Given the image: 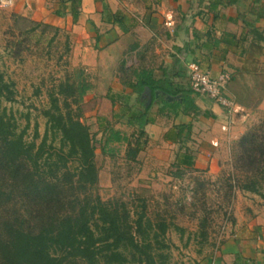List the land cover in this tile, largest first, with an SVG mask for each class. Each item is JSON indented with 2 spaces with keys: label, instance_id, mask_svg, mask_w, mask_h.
<instances>
[{
  "label": "rangeland",
  "instance_id": "374dc122",
  "mask_svg": "<svg viewBox=\"0 0 264 264\" xmlns=\"http://www.w3.org/2000/svg\"><path fill=\"white\" fill-rule=\"evenodd\" d=\"M244 1L248 10L264 12L254 3L256 0ZM44 24L14 15L6 8L0 9V70L5 79L13 83L14 91L11 100H1L0 109L4 108L15 132L24 129L23 139L38 144L45 124L42 110L48 106V92L52 86L66 78L89 83L80 108L81 120L89 126L95 145L97 180L86 188H75V185L66 188L62 192L66 198L65 208L75 194L78 199L96 194L101 200L123 204L127 209L143 202L152 220L168 223L165 232L168 248L164 249L166 264L206 262V257L223 238L236 201L264 199L259 193L242 189L251 172L240 167L237 159L241 154L237 140L242 135L250 137L253 134L257 141L264 142V66L261 68L250 62L244 66L248 73L239 74L232 82L230 73L228 88L239 101L247 104V112L241 122L232 124L240 126L241 132L236 137L224 139L216 147L217 160L212 171L195 167L194 162L191 167L177 163L183 149L192 154L206 147L207 141L196 136L202 131L200 126L191 130L189 125L183 130L184 134L177 137L173 134L177 126L174 122H150L147 129L145 124V136L141 137V140L145 137V142L133 158L126 157L128 141L133 145L136 128L126 124L121 110L109 100L106 103L94 101L103 92H107L106 96L111 94L107 88L112 83L108 79L111 64L92 63L98 60V55H94L91 39L89 44L86 39L78 40L76 31ZM126 87L136 93L137 85ZM228 88L226 86L227 91ZM145 96L143 94L141 99ZM132 107L130 111L141 110L138 104ZM155 112L156 107L152 105L148 113ZM110 130L119 131L125 139L103 145V138ZM0 185L12 190L9 199L5 196L1 199L0 224L17 213L30 222L36 221L33 216L39 201L23 196L20 187L11 184L2 171ZM258 188L264 190L263 181L258 183ZM64 264L86 263L80 258H69Z\"/></svg>",
  "mask_w": 264,
  "mask_h": 264
},
{
  "label": "crops",
  "instance_id": "0c3cea01",
  "mask_svg": "<svg viewBox=\"0 0 264 264\" xmlns=\"http://www.w3.org/2000/svg\"><path fill=\"white\" fill-rule=\"evenodd\" d=\"M254 3L264 9L262 0ZM6 9L76 31L78 40L88 43L91 39L94 55H98L92 63L109 62L112 69L108 76L112 83L107 87L111 94L103 92L94 101L109 100L125 118L132 106L139 105L137 98L146 94L143 90L138 95L126 86L165 78L188 87L189 61H197L211 76L227 70L232 73L231 82L248 73L244 66L250 62L264 66V12L252 11V7L248 10L244 0H12ZM226 93L235 97L234 112L193 92L190 96L197 112H173L163 107L158 91L151 103L156 112L148 113V123H187L191 130L200 126L202 131L196 136L207 142L204 149L192 152L194 166L212 171L216 147L241 132L240 126L232 124L241 122L247 112V104L235 93L229 88ZM205 261L202 264H264V199L236 201L222 240Z\"/></svg>",
  "mask_w": 264,
  "mask_h": 264
},
{
  "label": "trees",
  "instance_id": "16d2710c",
  "mask_svg": "<svg viewBox=\"0 0 264 264\" xmlns=\"http://www.w3.org/2000/svg\"><path fill=\"white\" fill-rule=\"evenodd\" d=\"M12 87L0 70V102L12 99ZM88 88L86 80L73 78L52 86L48 106L42 110L45 124L38 144L23 139L24 129L15 132L4 108L0 109V171L11 184L20 187L23 196L39 201L33 216L36 221L30 222L17 213L1 222L0 264H64L69 258H80L86 264H166L168 223L152 220L143 202L127 209L123 204L101 200L96 194L81 199L75 194L69 207L64 206L62 192L66 188H86L97 180L93 137L81 120L80 102ZM146 88L150 90V101L138 97L141 110L128 111L126 124L136 128V136L133 145L128 141L126 157L133 158L145 142L141 137L145 136L144 125L155 90L163 107L173 112H197L189 85L152 78L138 84V95ZM187 127L177 124L173 134L180 137ZM122 139L119 131L110 130L103 145ZM237 145L241 149L239 166L251 172L242 189L264 197V190L258 188L260 181L264 183V142L257 141L253 134L242 135ZM177 163L191 167L193 154L183 149ZM11 191L0 185V202L3 196L9 199Z\"/></svg>",
  "mask_w": 264,
  "mask_h": 264
},
{
  "label": "built area",
  "instance_id": "2783aa9c",
  "mask_svg": "<svg viewBox=\"0 0 264 264\" xmlns=\"http://www.w3.org/2000/svg\"><path fill=\"white\" fill-rule=\"evenodd\" d=\"M11 5L12 0H0V9ZM186 72L188 85L193 93L206 95L228 112L236 110L235 100L226 93V86L231 78L230 72L223 70L211 76L197 61H189L186 65Z\"/></svg>",
  "mask_w": 264,
  "mask_h": 264
},
{
  "label": "water",
  "instance_id": "95a60500",
  "mask_svg": "<svg viewBox=\"0 0 264 264\" xmlns=\"http://www.w3.org/2000/svg\"><path fill=\"white\" fill-rule=\"evenodd\" d=\"M144 92L146 93V96H147V98H146V103H148V102L150 101V90H149L148 88H146V89L144 90ZM157 92H158V90H155V91H154V94H156ZM166 98H167V99H170L171 97L167 95Z\"/></svg>",
  "mask_w": 264,
  "mask_h": 264
}]
</instances>
